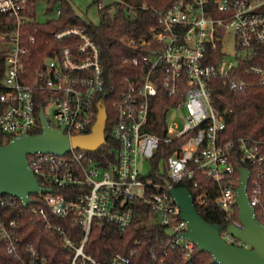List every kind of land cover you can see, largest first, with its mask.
I'll use <instances>...</instances> for the list:
<instances>
[{
	"label": "built area",
	"instance_id": "built-area-1",
	"mask_svg": "<svg viewBox=\"0 0 264 264\" xmlns=\"http://www.w3.org/2000/svg\"><path fill=\"white\" fill-rule=\"evenodd\" d=\"M87 1L99 12L110 5L116 11L115 4L126 6L121 0ZM33 13L30 0H0V16L14 25L10 31L0 32V134L10 142L22 135H36L39 129L42 132V110L48 123L70 138L90 134L112 93L103 76L100 49L85 28H66L54 35L63 45L45 59L43 70L28 74L29 45L36 43V37L23 28L34 23ZM60 15L56 9L53 18ZM230 34L235 39L233 55L226 49ZM124 44L149 49V53L132 61L141 70L138 79H124L127 88L117 103L110 130L119 144L117 161L103 164L93 157L95 153L72 147L66 154L29 155V168L40 187L52 192L35 194L42 202L37 207L32 206V197L24 205L17 197L0 196V243L20 264H49L33 244L22 254L25 214L19 210L20 204L25 209L32 206L27 215L35 216L33 224H44L62 239L64 247L74 251L70 264H103L85 251L93 226L110 224L125 232L134 222L140 201L153 211L161 227L174 231L173 236L166 234L163 248L177 247L185 259L190 258L198 247L183 237L188 225L171 190L193 182L196 170L219 187L217 206L227 223L220 236L227 244L250 249L228 232L229 226L244 229L237 191L240 167L249 171L246 193L264 225V139L225 141L226 119L211 92L215 79L226 80L234 92L264 88V0H175L158 13L156 26ZM209 60L217 63L209 64ZM32 79L35 84H28ZM159 84L170 97L183 96L167 112L165 137L147 130ZM39 103L45 108L38 110ZM50 106L53 112L48 116ZM174 110L180 111L179 122L168 120ZM180 139L186 141L168 157L166 178L162 166L156 170L152 160L162 143L173 145ZM102 158L106 160L105 155ZM205 202L203 195L194 198L196 208ZM57 220H70L79 227L80 245L73 243L67 228ZM166 255L151 251L147 264H172ZM109 264H131V258L117 254Z\"/></svg>",
	"mask_w": 264,
	"mask_h": 264
},
{
	"label": "trees",
	"instance_id": "trees-1",
	"mask_svg": "<svg viewBox=\"0 0 264 264\" xmlns=\"http://www.w3.org/2000/svg\"><path fill=\"white\" fill-rule=\"evenodd\" d=\"M34 13V23L24 26L23 31L36 37V43L29 45V60L26 66L27 73L35 74L42 71L45 59L52 56L63 44L58 43L54 35L66 28L82 27L98 45L101 52L103 76L107 87L112 90L106 98L104 106L108 112L106 130L107 145L100 149L93 157L98 162H115L119 150L118 142L110 134L111 126L117 115V103L126 91L127 84L124 79L129 77L138 79L141 70L133 67L132 61L149 53L146 48H132L124 44V40L138 39L151 27L157 25L158 13L168 9L175 0H121L126 6L115 4L106 7L100 12V24L86 22L76 12L71 0H30ZM40 1L46 2L48 10L59 9L61 15L57 18L40 22L37 19V9ZM14 25L0 16V32L12 30ZM219 54V52H218ZM219 57V56H218ZM128 60V61H125ZM207 63L215 64L217 61L209 60ZM249 63L243 64L246 66ZM242 75V74H241ZM34 85L32 79L27 82ZM159 95L152 101L151 117L148 132L165 137L167 112L179 105L183 96L170 97L159 84ZM212 99L216 108L225 116L226 130L222 136L225 141L238 137L264 139V88L255 86L240 92L230 89L226 80L215 79L211 83ZM45 108L44 103H39L38 110ZM36 135L41 134L39 129ZM185 139H180L173 145L162 143L152 160L156 170L163 163L166 178L168 177L166 161L176 149L181 148ZM9 138L0 134V144L5 146ZM106 160H103V156ZM239 163L235 165V168ZM248 166V165H247ZM251 168V167H250ZM237 171V169H236ZM154 177V176H153ZM166 182V180L164 181ZM180 186L187 188L197 200L203 195L206 202L204 206L197 205L199 214L210 224L224 229L227 226L226 215L217 206L219 196L218 185L196 170L193 182H183ZM205 192H208L207 195ZM55 193H62L55 189ZM64 193V191H63ZM32 206H39L37 195H31ZM20 204L19 210L24 211L23 237L21 241L22 254L25 247L33 244L40 255L49 261V264H70L74 251L64 247L62 239L54 232L48 230L44 224L32 223L34 215L28 217L27 212ZM67 228L68 236L75 245L81 244V230L70 220H57ZM167 239L165 229L156 221L153 211L142 201L137 202V211L134 222L125 232L110 224L94 225L85 251L97 261L109 264L112 257L121 254L131 258V264H147L151 259V251L159 256L166 252L168 263L172 264H212V256L207 252L195 253L185 259L184 252L177 247L163 248ZM133 253H136L132 256ZM0 264H20V260L11 257L3 243H0Z\"/></svg>",
	"mask_w": 264,
	"mask_h": 264
},
{
	"label": "water",
	"instance_id": "water-1",
	"mask_svg": "<svg viewBox=\"0 0 264 264\" xmlns=\"http://www.w3.org/2000/svg\"><path fill=\"white\" fill-rule=\"evenodd\" d=\"M42 132L39 135H22L7 145L0 144V196H14L24 205L31 202V195L49 193L40 187L29 168L28 156L36 153L66 154L71 147L96 153L107 145V112L102 108L92 132L70 138L47 121L41 111ZM241 184L238 188L239 217L244 229L228 227V232L248 244L250 249L227 244L220 236V228L208 223L198 212L194 197L185 187L173 188L172 196L182 210L181 218L187 222L188 231L183 237L195 243L200 252L212 256V264H264V225L256 218L246 193L249 171L240 167ZM168 236L174 231L166 229Z\"/></svg>",
	"mask_w": 264,
	"mask_h": 264
},
{
	"label": "rangeland",
	"instance_id": "rangeland-1",
	"mask_svg": "<svg viewBox=\"0 0 264 264\" xmlns=\"http://www.w3.org/2000/svg\"><path fill=\"white\" fill-rule=\"evenodd\" d=\"M72 4L75 7V10L77 14L86 22H92L94 24H100L102 21L101 14L94 5H91L90 2L87 0H71ZM38 13V20L40 22H45L50 18H53L56 16V9L54 10H48V6L46 2L40 1L37 9ZM227 52L231 55L234 54L235 52V39L234 35L230 34L229 35V43L226 47ZM53 112V107H48L46 108V114L48 116H51ZM176 120V122H179L180 120V111L174 110L168 114V120ZM162 169L164 171L163 163L161 164Z\"/></svg>",
	"mask_w": 264,
	"mask_h": 264
}]
</instances>
